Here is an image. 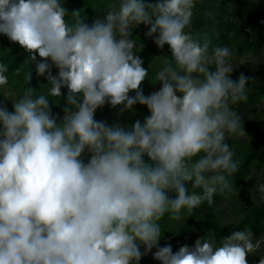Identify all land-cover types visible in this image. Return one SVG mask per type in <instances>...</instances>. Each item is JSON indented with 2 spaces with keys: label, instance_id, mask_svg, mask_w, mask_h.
Wrapping results in <instances>:
<instances>
[{
  "label": "clouds",
  "instance_id": "clouds-1",
  "mask_svg": "<svg viewBox=\"0 0 264 264\" xmlns=\"http://www.w3.org/2000/svg\"><path fill=\"white\" fill-rule=\"evenodd\" d=\"M195 5L113 0L89 24L80 10L66 19L64 0H0V34L31 61L37 51L45 58L36 70L59 100L27 87L11 98L14 110L0 104V264H140L150 252L161 264H248L259 244L251 228L219 242L202 236L175 252L159 243L166 214L179 219L185 208L213 203L233 188L229 177L240 167L228 138L245 133L237 109L249 99L250 77H232L229 45L186 30ZM141 23L158 47L171 49L156 73L162 86L150 94L133 39ZM7 71L0 61V86ZM64 87L60 118L50 100L59 104ZM106 103L120 114L139 103L150 114L131 126L109 124L95 116ZM254 188L264 198V182Z\"/></svg>",
  "mask_w": 264,
  "mask_h": 264
},
{
  "label": "trees",
  "instance_id": "trees-1",
  "mask_svg": "<svg viewBox=\"0 0 264 264\" xmlns=\"http://www.w3.org/2000/svg\"><path fill=\"white\" fill-rule=\"evenodd\" d=\"M113 0H64V6L68 9L70 22L75 18L71 15L72 11L80 10L81 16L85 22L91 24L97 16L106 14V11ZM155 2V0H148ZM260 6L253 8L252 0H196L192 24L186 29L191 31L193 36L203 38L205 33L212 37L213 46L216 44H227L236 49L239 54L250 53L259 54L264 50V0H259ZM211 13V14H210ZM238 15L235 18V15ZM145 24H139L133 29V39L137 42L136 51L142 57L144 67L148 68L149 76L142 81L141 87L145 94L152 93L153 85L162 86L161 82L156 81V73L163 65L170 60L171 49L166 43L160 48L155 43V38L146 35L147 28ZM37 61L45 58L40 57L37 51ZM29 52L19 44L14 42L5 34H0V61L8 65L7 75L9 77L6 86L8 89L22 95L27 87L37 90L34 94L41 91L49 93L50 84L47 75H38L36 70L37 61L30 60ZM49 62L50 58H49ZM53 74L58 73V68L52 66ZM31 72V79L29 74ZM238 79L239 75L232 76ZM68 92L67 87L62 90L60 103L56 104L50 100L53 114H59L62 118L64 114L65 96ZM135 90L130 91L134 95ZM50 95V93H49ZM249 99L240 103L238 111L243 120L245 138L235 139V134L228 138V143L233 147L236 158L240 161L238 171L232 174L229 179L232 181L233 188L225 192H217L213 203L204 201L194 212L189 213L185 208L179 219L166 214L160 221L163 234L160 240L162 245L171 243L173 251L188 244L194 246L195 241L204 236L205 239L214 238L217 242L232 232L251 228L254 241L262 242L264 240V201L256 197L248 209H244V185L248 178H251L255 169L264 171V125L255 117L249 116L250 107L264 101V85L260 82L254 84L249 79ZM57 103L58 98L51 97ZM0 104H5L8 109L14 110L13 106L7 103V100H1ZM135 111H125L121 120L122 123L131 126L137 119L143 120L149 115L146 105L137 103L134 106ZM106 109L98 108L95 116L97 119L105 120ZM61 122L58 119V123ZM115 124V123H109ZM90 154L85 153L87 160ZM145 159L149 158L145 156ZM189 190L202 191V189H192L191 182H188ZM175 191H169V196L174 197ZM231 200L232 213L236 223L225 221L224 212L217 209L225 201ZM237 203V204H236ZM236 204V205H234ZM255 253V254H254ZM254 253L247 255L249 264H258L261 257L257 256L264 253V245L261 249H255ZM254 257L257 256V257ZM140 264H158L151 259L141 258Z\"/></svg>",
  "mask_w": 264,
  "mask_h": 264
},
{
  "label": "rangeland",
  "instance_id": "rangeland-1",
  "mask_svg": "<svg viewBox=\"0 0 264 264\" xmlns=\"http://www.w3.org/2000/svg\"><path fill=\"white\" fill-rule=\"evenodd\" d=\"M203 2V0H200ZM253 8H258L260 6L259 0H252ZM102 15L101 17H103ZM235 18L238 17L236 14ZM143 24V23H142ZM233 56L231 58V62L235 66L232 76L240 75L241 73L245 74L246 76L250 77V80L253 81L254 84H259L260 82L264 85V50L259 54H250V53H241L239 54L236 49H233ZM66 87L62 88L64 90ZM159 87L153 85L152 91L158 90ZM0 96L1 100H7V103L10 106H13V100L11 98H18L20 95L16 92V90L12 91L8 89L6 85L0 86ZM120 106L113 107L110 103H106L102 106L103 109H106L105 114V121L107 123H122L121 116L122 114L119 113L118 109ZM249 116L255 117L262 125H264V101L257 103L250 107ZM235 139L238 138H245L248 139L245 134L237 135L234 137ZM257 182H264V171L255 169L251 178H248L244 185V209H248L250 205H252L254 199L258 197L260 200L264 201V198H261L259 191L254 188ZM237 204V203H236ZM234 204V205H236ZM233 204H231V200L223 202L221 205L217 206V209L223 211V217L226 218L225 221L236 223L239 219L235 222L236 216L233 215L232 211ZM264 239V238H263ZM160 243V242H159ZM161 246H163L160 243ZM264 245V240L259 242L258 247L256 249H261ZM141 251H143V245H141ZM156 248L152 249V252H155ZM255 254V253H254ZM254 254L253 257H254ZM259 257H264V253L257 255ZM255 256V257H257ZM144 259H151L152 261L161 264L160 261L156 260L152 253H148L142 256ZM254 257V258H255ZM249 264V263H248Z\"/></svg>",
  "mask_w": 264,
  "mask_h": 264
}]
</instances>
